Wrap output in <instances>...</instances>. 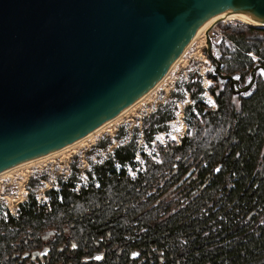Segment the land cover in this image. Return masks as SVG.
Here are the masks:
<instances>
[{
  "label": "trees",
  "instance_id": "obj_1",
  "mask_svg": "<svg viewBox=\"0 0 264 264\" xmlns=\"http://www.w3.org/2000/svg\"><path fill=\"white\" fill-rule=\"evenodd\" d=\"M218 28L220 73L243 86L264 66V29L238 20ZM207 77L214 108L199 99L200 86L189 91L187 132L156 146L160 162L141 153L145 168L131 178L125 168L136 167L137 150L129 142L86 173L87 186L59 180L48 203L29 194L16 216L0 214V264H264L263 74L238 95ZM47 233L54 236L44 241Z\"/></svg>",
  "mask_w": 264,
  "mask_h": 264
},
{
  "label": "water",
  "instance_id": "obj_2",
  "mask_svg": "<svg viewBox=\"0 0 264 264\" xmlns=\"http://www.w3.org/2000/svg\"><path fill=\"white\" fill-rule=\"evenodd\" d=\"M219 14L264 25V0H0V173L78 141L137 102ZM209 34L211 70L235 95L258 71L264 81L261 64L243 86L221 74Z\"/></svg>",
  "mask_w": 264,
  "mask_h": 264
},
{
  "label": "rangeland",
  "instance_id": "obj_3",
  "mask_svg": "<svg viewBox=\"0 0 264 264\" xmlns=\"http://www.w3.org/2000/svg\"><path fill=\"white\" fill-rule=\"evenodd\" d=\"M226 21L228 20H222L220 23ZM218 24L214 27L218 28ZM209 35L210 38L214 36L212 28ZM220 35L222 36L221 33ZM205 48V35H202L192 42L179 62L169 69L165 79L151 91L150 95L128 113L93 135L94 137L84 143L85 145L1 175L0 214L9 213L16 216L18 205L25 202L29 194L35 196L38 203H48L45 192L58 189L59 180L65 181L74 176L75 183L85 187L84 182L88 183L86 173L91 171L95 164H100L112 156L115 148L129 142L135 143L137 150L136 167L127 169V174L131 178L145 168L141 153L155 162H160L159 156L155 154L156 146L164 145L167 141L178 143L187 132L184 108L193 104L190 92L195 93L200 86L202 94L199 95V99L214 108V101L208 92L210 86H213V81L207 77L212 72V63L206 55ZM165 115L172 116V120L158 124V120ZM153 128H162L163 131L154 134L152 142L147 144L145 135ZM84 176L86 178L82 181ZM53 236V233L45 235L44 241Z\"/></svg>",
  "mask_w": 264,
  "mask_h": 264
},
{
  "label": "bare ground",
  "instance_id": "obj_4",
  "mask_svg": "<svg viewBox=\"0 0 264 264\" xmlns=\"http://www.w3.org/2000/svg\"><path fill=\"white\" fill-rule=\"evenodd\" d=\"M222 20H228V21H234V20H239V21H242L244 23H246L247 25H251V26H254V27H257V28H263L264 29V25H260V24H257L255 23L254 21H251L249 19H247L246 17L244 16H239V15H225V14H219V15H215L211 18H209L205 23L204 25L198 30V32L196 33V35L189 41V43L187 44L186 48L184 49V51L182 52V54L177 58V60L175 61V63L173 64V66L170 68V70L174 67V65L179 62V59L182 57V55L187 51V49L191 46L192 42L195 41L198 37L202 36V35H205L206 31L210 30L211 28H213L217 23L219 22H222ZM224 22V21H223ZM169 70V71H170ZM165 79V76L147 93L145 94L141 99H139L137 102L133 103L132 105H130L128 108H126L124 111H122L120 114H118L117 116H115L114 118H112L111 120H109L107 123H105L104 125H102L101 127L97 128L96 130H94L93 132H91L90 134H88L87 136L79 139L78 141H75L74 143L62 148V149H59L57 151H54L52 153H49L47 155H44L42 157H39V158H36V159H33V160H30V161H27L25 163H22L18 166H15L9 170H6L2 173H0V176L3 175V174H6V173H10V171H14L16 170L17 168H20V167H23V166H27L31 163H34V162H37V161H40L42 159H45L47 157H50L52 155H57V154H61L69 149H73L75 147H78L84 143H86L89 139L92 138L93 135H96L97 132L103 130L105 127L109 126L112 122H114L115 120H117L118 118H120L121 116L125 115L126 113H128V111L133 108L134 106H136L138 103H140L144 98L147 97V95H150L151 91H153L160 82H162V80ZM183 131V129H182ZM181 135V134H180ZM94 137V136H93ZM85 145V144H84ZM27 177V176H26ZM11 201V200H10Z\"/></svg>",
  "mask_w": 264,
  "mask_h": 264
},
{
  "label": "built area",
  "instance_id": "obj_5",
  "mask_svg": "<svg viewBox=\"0 0 264 264\" xmlns=\"http://www.w3.org/2000/svg\"><path fill=\"white\" fill-rule=\"evenodd\" d=\"M212 32H213V37L211 38V42H212V44L215 46V45H218L219 43H220V41L223 39V36H221L220 35V31H219V29L218 28H212ZM252 58H253V60L255 61V62H257V59L255 58V57H253L252 56ZM130 167L129 166H127L125 169L127 170V169H129ZM84 178V179H83ZM82 178V181H84L85 180V176ZM84 185L86 186L87 184L84 182ZM82 188V186L81 185H79V184H76V186H75V190L76 191H78L79 189H81ZM78 189V190H77Z\"/></svg>",
  "mask_w": 264,
  "mask_h": 264
},
{
  "label": "flooded vegetation",
  "instance_id": "obj_6",
  "mask_svg": "<svg viewBox=\"0 0 264 264\" xmlns=\"http://www.w3.org/2000/svg\"><path fill=\"white\" fill-rule=\"evenodd\" d=\"M256 79V78H255Z\"/></svg>",
  "mask_w": 264,
  "mask_h": 264
}]
</instances>
